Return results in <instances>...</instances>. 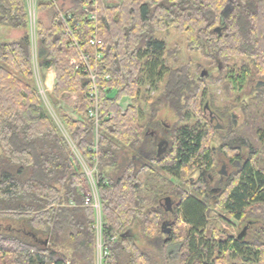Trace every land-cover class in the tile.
Instances as JSON below:
<instances>
[{
    "label": "trees",
    "instance_id": "obj_1",
    "mask_svg": "<svg viewBox=\"0 0 264 264\" xmlns=\"http://www.w3.org/2000/svg\"><path fill=\"white\" fill-rule=\"evenodd\" d=\"M61 11L72 36L54 12L35 31L36 66L55 71V120L34 84L26 2L0 0V27L22 32L0 42V264H96L86 171L100 206L99 264H171L172 253L179 264H264V0H62ZM170 31L204 56L208 77L180 63L179 46L168 48L163 37ZM93 36L101 47L90 44ZM212 79L246 114L248 133L231 137L235 106L207 99ZM93 82L96 118L89 115ZM72 96L77 118L56 108ZM164 109L176 124L165 127ZM216 119L229 129L219 124L213 132ZM159 133L168 146L158 157ZM215 134L229 139L213 150L207 138ZM217 153L230 170L211 192ZM214 208L250 221L248 234L220 230L215 216L230 221Z\"/></svg>",
    "mask_w": 264,
    "mask_h": 264
},
{
    "label": "rangeland",
    "instance_id": "obj_2",
    "mask_svg": "<svg viewBox=\"0 0 264 264\" xmlns=\"http://www.w3.org/2000/svg\"><path fill=\"white\" fill-rule=\"evenodd\" d=\"M120 0H105V2L107 4H116L118 3ZM51 15H52V11L51 10H37L36 9V19H40L43 23L48 24L51 20ZM22 32L18 31V30H13L10 28H6V27H0V42L2 41H13L16 40L17 38H19L21 36ZM164 39L167 42V47L168 48H173L175 45H178L180 48V63L187 65L188 68L190 69L191 72H194L197 76L203 71L207 69L205 68V58L204 56L198 52V51H190L187 48L186 45V41L184 39V36L181 34H178L175 31H170L168 34H165ZM208 72V71H207ZM209 74V73H208ZM218 72L213 70L212 71V75L215 77L217 76ZM214 79L210 80L207 84L210 85L209 89L207 91V99L211 100L210 102H212L215 99V102L217 104V106H223L224 104H230L232 107L235 106L233 109H231L229 111V114H231L232 112H236V114H234L235 116V131H233L232 133H230L231 137H236L238 134L239 135H244V133H248V127L246 128V114H243L241 111V108L239 107V105H234V96L229 94V93H225L222 88L219 85H216L214 82ZM34 84L36 89L38 90L43 105L45 107V109L47 110V112L55 119V114L53 112L52 107L49 104V100L51 98V94H52V90L55 84V71L54 68H48V69H39L38 67L34 66ZM233 96V97H232ZM75 100V97L72 96L70 99H68L65 102H56V108H61L65 114H67L68 116H71L73 118H77V116L74 114L73 111V105L72 102ZM249 97H242L241 96V102H243L244 104H248ZM129 105V100H124L121 103V109L124 111L126 109V107ZM211 108V107H210ZM212 111H214V109L211 108ZM237 114H239V119ZM159 119L163 120V123L165 125V127H169L172 126L173 124L177 123V118L168 110L164 109L161 110L159 112L158 115ZM202 118H198L197 121L200 122L201 124H207L208 123V117H207V113H202ZM217 120V121H216ZM214 120V122L211 125V129L213 131V127H215L217 124H221L224 125L225 130L224 132H226L229 129L228 126V122H221L218 121V119ZM238 120V122H237ZM215 132V131H213ZM216 133V132H215ZM159 136L160 133L158 134ZM248 136V135H247ZM162 137V136H161ZM163 138V137H162ZM229 138H219L216 134L212 136V138H207L208 140V147H210L211 149L215 150V148H218L221 146V143L223 142V140H228ZM215 163H214V174L212 175L215 178V183L217 182V180L219 179V171L221 170V167L224 168V172L225 174H227V172L230 170L229 166H228V159L226 158V156L222 153H217L215 156ZM224 166V167H223ZM197 176V175H195ZM172 181L175 185L178 184L176 179L172 178ZM215 183H211L210 187L213 188L215 187ZM94 186L90 183V181L88 180V182H84L83 184V193L85 195H89L91 193H93ZM214 213L216 214H220L224 217H226L227 219H229L230 224L227 225L224 222H221L219 219H217V217L215 216V220L217 222V227L220 228V230H223L224 232H227L228 234L234 235V236H238V234L242 231V229L245 226H248L245 235L248 234V232L250 231L251 225L248 224V220L244 221L243 223H239L237 221H234L232 219H230L229 217H227L225 214L220 213L217 208L213 209ZM99 217H101L100 214V207H99ZM100 224H101V220H97V224H96V230H97V245H96V264H99V261L101 259V252H102V244L100 242ZM132 234L135 237V241L139 244V238H140V233L138 231V229L136 228V226L134 225L132 228ZM141 245V244H140ZM177 256L175 255V253H172V262L171 264H179L177 262Z\"/></svg>",
    "mask_w": 264,
    "mask_h": 264
},
{
    "label": "built area",
    "instance_id": "obj_3",
    "mask_svg": "<svg viewBox=\"0 0 264 264\" xmlns=\"http://www.w3.org/2000/svg\"><path fill=\"white\" fill-rule=\"evenodd\" d=\"M26 5H27V13H28V31H29V35H30V42L32 45V55H33V67L36 66L35 63V47H36V9L38 7L39 3H48L51 5V11L52 13L54 12V20H61L65 26H66V34H69L72 36V30L68 27L67 25V18L63 15L62 11H61V4H62V0H25ZM38 10V9H37ZM91 19L95 20L96 16L95 14L91 15ZM74 42V40H73ZM90 44L92 46L98 47V46H102V42L101 40H99L96 36H93L90 39ZM74 45H76V43L74 42ZM98 58V56H97ZM80 60H83L85 63L87 62V58L84 55H80ZM37 67V66H36ZM86 71H88V67L86 68ZM90 75H91V80L94 81V75L89 71ZM90 96L92 101L95 104V107L92 108L89 111V115L96 118L97 117V96H96V86L93 82V85L91 86V90H90ZM86 174L88 176V180L90 181V183L94 186L93 189V193L89 194V195H85V205H91L96 214H97V220L100 219L99 217V200H98V196H97V192H96V188L95 185L93 183L92 177H91V173L86 171Z\"/></svg>",
    "mask_w": 264,
    "mask_h": 264
},
{
    "label": "water",
    "instance_id": "obj_4",
    "mask_svg": "<svg viewBox=\"0 0 264 264\" xmlns=\"http://www.w3.org/2000/svg\"><path fill=\"white\" fill-rule=\"evenodd\" d=\"M229 10H230L229 7H226V8H224V10L222 11V16H223L224 18H226V17L228 16ZM215 31H216L217 33H219V32H220V29L217 28V29H215ZM208 76H209V74H208V72H207L206 70H203V71L200 73V77H208ZM259 86H260V83H257V84H256V87H259ZM232 117L234 118V115H233ZM233 123L235 124V119H233ZM217 127H218V126H217ZM167 146H168L167 142L164 141L163 143H161V144L157 147V156H158V157L166 151V147H167ZM223 171H224V168H222V170L219 171V175H220V176L225 175V174H223ZM163 204H164V206H165V210H166V211H171V210H172V203H171V199H170L169 197H166V198L164 199ZM164 228H165V224L162 225V232H163L164 234H169V233H170V229H166V230H164ZM247 228H248V226H245V227L242 229V231L238 234V238H239V239L245 236V232H246ZM126 235H127V233H126V234H123L122 236L125 237Z\"/></svg>",
    "mask_w": 264,
    "mask_h": 264
},
{
    "label": "flooded vegetation",
    "instance_id": "obj_5",
    "mask_svg": "<svg viewBox=\"0 0 264 264\" xmlns=\"http://www.w3.org/2000/svg\"><path fill=\"white\" fill-rule=\"evenodd\" d=\"M214 122V120H210V123H213ZM218 126V127H217ZM217 128H220V125L219 124H217L216 126H215V129H217ZM219 130H217L216 132H218ZM165 140L161 137V136H159V135H155L154 136V142H155V145H156V147H158L161 143H163ZM224 167V166H223ZM221 170H222V167H221ZM220 170V171H221ZM219 173V172H218ZM223 174H225V172L223 171ZM227 174H225V175H222V176H220L219 175V180H220V178H222V177H224V176H226ZM209 179H210V184L211 183H215V178L214 177H209ZM213 189H215V187H213V188H211V192H213ZM166 228V227H165ZM164 228V230H166Z\"/></svg>",
    "mask_w": 264,
    "mask_h": 264
}]
</instances>
